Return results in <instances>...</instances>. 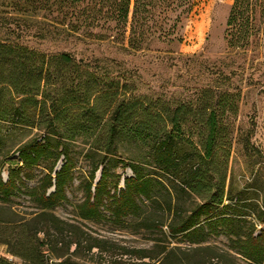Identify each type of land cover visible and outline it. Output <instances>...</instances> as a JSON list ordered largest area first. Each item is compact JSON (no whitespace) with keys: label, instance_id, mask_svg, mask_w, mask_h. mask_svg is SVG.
Wrapping results in <instances>:
<instances>
[{"label":"trees","instance_id":"obj_1","mask_svg":"<svg viewBox=\"0 0 264 264\" xmlns=\"http://www.w3.org/2000/svg\"><path fill=\"white\" fill-rule=\"evenodd\" d=\"M27 2L36 10L46 12L43 16L48 25L37 33L41 37L58 32L82 33L83 37L99 39L106 35L94 29H108L116 33V40L124 49L140 50L156 32L150 25H167L169 21L170 25H178L182 15L193 10L196 0ZM249 4V0H234L231 6L226 28L230 47L245 46L248 42L247 33L255 25L237 22L239 19L248 22L247 8L243 7ZM105 6L108 10L104 13ZM170 13L174 14L173 18ZM117 88L99 81L94 71L66 51L46 53L0 40V120L36 124V116L40 122L37 125L52 128L57 138L56 143L44 136L27 141L18 149L20 162L7 167L6 179L0 170V208L9 206L23 188L35 207L29 212L11 210L13 218H0V246L5 245L7 253L20 259L17 263L0 255V264H48L43 247L57 244L67 224L54 208L68 199L67 190L75 178V159L63 138L68 137V132H83L85 128L71 120L60 125V120L76 107L87 108L90 115L96 110L98 99L111 96L109 93ZM128 88L124 83V99L109 103L105 109L104 115L108 117L103 128L93 136L91 149L106 155L124 134V138L150 149L146 161L171 176L173 185L165 183L137 156L125 163L132 175L124 176L123 187H119L120 176L110 179L111 172L103 160L94 162L84 181L85 198L78 205L79 217L96 221L108 209L110 217L116 221L130 217L139 219L148 201L158 204L163 214L171 215L166 225L171 235H182L190 244L199 245L211 234H223L237 255L253 264H264V229L256 233V224L250 221L246 231L242 230L241 222L245 219L241 217L240 205L224 203L225 176L218 169L223 164L218 154L222 152L226 160L230 153L232 130L225 120L238 113L239 95L203 89L195 102L153 108L137 96L127 95ZM182 134L191 145L184 154L177 149V136ZM62 155L65 162L57 169ZM33 167H42L44 172L37 184L30 187L28 181L34 178L30 171ZM98 170L99 179L96 178ZM208 171L220 176H208ZM183 194L196 195L200 201L191 209L185 208L181 203ZM256 217L264 225V210ZM139 222L146 228L162 231L166 221L143 219ZM139 251L140 258L148 256L145 251Z\"/></svg>","mask_w":264,"mask_h":264},{"label":"rangeland","instance_id":"obj_2","mask_svg":"<svg viewBox=\"0 0 264 264\" xmlns=\"http://www.w3.org/2000/svg\"><path fill=\"white\" fill-rule=\"evenodd\" d=\"M233 2L196 0L193 10L183 14L178 25H170L171 21L167 25H150L156 30L155 34L140 50H131L124 49L116 40V33L108 29H94L106 35L99 39L83 37L82 33L79 36L58 32L41 37L37 33L48 25L43 16L45 11L36 10L27 0H0V40L24 44L46 53L66 51L94 71L99 81L118 87L109 93L111 96L100 97L96 110L90 115L87 108L76 107L60 120V125L71 120L85 128L83 132H68V137L63 138L75 159V178L67 190L68 199L54 208L67 224L57 244L43 247L48 264H253L237 255L223 234H211L199 245L190 244L182 235H171L166 226L171 215L163 214L158 204L148 201H145L144 214L139 219L130 217L116 221L110 217L108 209L96 221L78 215V205L85 198L84 181L93 163L100 160L109 168L110 179L120 176L119 187L124 186V176L132 175L125 163L134 156L144 160L148 169L165 183L173 185L171 176L158 168L155 170V166L146 161L150 149L124 138V134L106 155L91 149L93 136L103 128L108 117L104 115L105 109L109 103L124 99V83L129 87L127 95L133 94L153 108L195 102L201 90L213 89L217 93L239 95L238 113L225 120L232 130L229 156L225 160L222 152L218 154L223 162L218 169L225 176L224 203L240 205L241 217L245 219L241 222L243 231L250 221L256 224V233L264 229L256 217L264 210V0H249V6L243 7L247 8L248 22L239 19L237 23L255 26L247 33L245 46L230 47L226 28ZM107 10L108 7H103L104 13ZM169 16L173 18L174 14ZM34 120L36 124L0 120V170L4 179L7 178V167L20 162L18 149L21 145L41 136L56 143L54 130L40 128L36 116ZM61 132H65L64 128ZM183 135L177 136V149L181 154L191 148ZM64 162L62 155L56 168L60 169ZM30 171L34 178L28 185L32 187L44 170L33 167ZM99 174L98 170L96 178ZM207 175L220 176L214 171H208ZM26 191L23 188L9 206L0 208V218H13L11 210H35ZM199 201L198 196L191 194H183L181 198V203L188 209ZM143 219L166 222L159 231L144 227L139 222ZM139 250L148 256L140 258ZM0 255L20 263L18 257L6 252L5 245L0 246Z\"/></svg>","mask_w":264,"mask_h":264},{"label":"water","instance_id":"obj_3","mask_svg":"<svg viewBox=\"0 0 264 264\" xmlns=\"http://www.w3.org/2000/svg\"><path fill=\"white\" fill-rule=\"evenodd\" d=\"M100 175V174H99ZM99 179V178H98ZM98 179H96V181L98 180Z\"/></svg>","mask_w":264,"mask_h":264}]
</instances>
